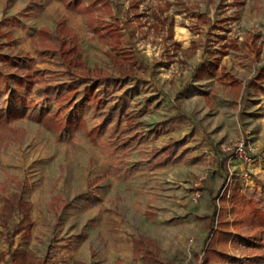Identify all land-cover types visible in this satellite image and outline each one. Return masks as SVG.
<instances>
[{
	"label": "rangeland",
	"instance_id": "rangeland-1",
	"mask_svg": "<svg viewBox=\"0 0 264 264\" xmlns=\"http://www.w3.org/2000/svg\"><path fill=\"white\" fill-rule=\"evenodd\" d=\"M30 1L0 0V93L7 100L0 109V127H7L0 129V206L6 195L20 194L31 203L32 221L28 238L0 226V264H12L15 247L47 264H142L132 256L133 234L146 238L164 264H196L212 198L228 207L233 186L264 192V76L244 87L264 66V0H40L35 9ZM60 46H73L68 58L77 73L120 63L149 80L148 91L131 98L135 110L149 102L138 119L144 130L174 104L191 114L210 143L187 141L199 160L117 177L87 116L85 126L66 130L64 105L23 103L27 84L56 68L38 50ZM131 53L154 69L129 65L124 57ZM191 128L176 126L129 160ZM239 138L249 163L228 152L223 183L211 154L227 152L222 148Z\"/></svg>",
	"mask_w": 264,
	"mask_h": 264
},
{
	"label": "trees",
	"instance_id": "trees-1",
	"mask_svg": "<svg viewBox=\"0 0 264 264\" xmlns=\"http://www.w3.org/2000/svg\"><path fill=\"white\" fill-rule=\"evenodd\" d=\"M33 9L41 7L40 0H31ZM107 31L115 30L108 26ZM73 46H60L52 50H38L40 56L51 59L55 69L43 70L35 82L27 84V93L23 103L33 104L40 108L56 102L68 108V114L62 115L61 125L66 130L74 129L79 123L86 125V116L90 120V134L106 154L112 174L121 177L139 169L156 170L167 165L188 161L195 163L199 156L193 154L194 148L187 146V141L201 138L209 143L204 132L193 116L174 104L162 120L142 128L138 120L147 109L146 105L134 109L132 96L140 91H148L149 80L125 73L121 64L114 67L93 66L82 73H77L68 56ZM124 58L128 64L139 69H154L144 62L140 53H131ZM264 76V66L254 71V78L246 81L245 88L255 85V79ZM7 104L5 93H0V109ZM157 108L158 105H154ZM83 113L84 115H80ZM191 123L192 128L182 139H173L159 148H152L143 154L140 161L129 160L131 152H144L151 141L161 134ZM6 127V126H5ZM1 126L0 129H4ZM7 128V127H6ZM212 161L216 169L226 180L228 169V152H212ZM224 172V174H222ZM226 192L219 197L225 202ZM212 198V210L204 216L206 234L196 264H257L264 259V192L247 187L242 192L233 186L228 194V207L219 205ZM31 203L19 194L6 195L0 206V226L7 229L10 235L19 234L22 238L30 236ZM21 218L16 221L13 215ZM134 255H140L144 264H164L155 247L148 246V240L140 235H132ZM12 242L9 241V246ZM229 248H242L251 254L240 257L229 252ZM12 264H47L45 257L30 255L24 249L15 247L11 251Z\"/></svg>",
	"mask_w": 264,
	"mask_h": 264
},
{
	"label": "built area",
	"instance_id": "built-area-1",
	"mask_svg": "<svg viewBox=\"0 0 264 264\" xmlns=\"http://www.w3.org/2000/svg\"><path fill=\"white\" fill-rule=\"evenodd\" d=\"M223 151L232 153V157L238 161L249 163V157L247 155L246 143L243 138L237 139L232 146H226L222 148ZM197 194L192 196V200L196 201Z\"/></svg>",
	"mask_w": 264,
	"mask_h": 264
},
{
	"label": "crops",
	"instance_id": "crops-1",
	"mask_svg": "<svg viewBox=\"0 0 264 264\" xmlns=\"http://www.w3.org/2000/svg\"><path fill=\"white\" fill-rule=\"evenodd\" d=\"M211 205H212V204H211ZM210 212H211V211H210ZM210 212H209V213H210ZM207 214H208V213H207ZM205 215H206V214H205ZM205 215H204V216H205ZM204 216H203V217H204ZM202 244H203V242H202ZM156 250H157V249H156ZM132 256H133L134 258H135V257H140V258H141V261H142V264H144L143 258H142L140 255H137V256L134 255V251H133V243H132ZM160 257H161V256H160ZM163 262H164V261H163ZM164 263H165V262H164Z\"/></svg>",
	"mask_w": 264,
	"mask_h": 264
}]
</instances>
